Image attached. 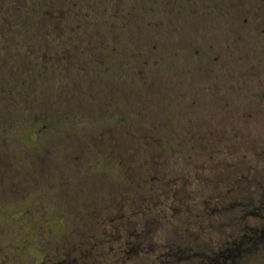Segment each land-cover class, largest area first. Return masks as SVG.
<instances>
[{"label":"rangeland","instance_id":"obj_1","mask_svg":"<svg viewBox=\"0 0 264 264\" xmlns=\"http://www.w3.org/2000/svg\"><path fill=\"white\" fill-rule=\"evenodd\" d=\"M0 86L6 155L76 180L72 167L98 161L106 188L130 173L186 192L158 235L216 250L219 217L196 214L225 170L264 175V0H0ZM29 131L36 143L22 145ZM245 250L218 264H264V247Z\"/></svg>","mask_w":264,"mask_h":264},{"label":"flooded vegetation","instance_id":"obj_2","mask_svg":"<svg viewBox=\"0 0 264 264\" xmlns=\"http://www.w3.org/2000/svg\"><path fill=\"white\" fill-rule=\"evenodd\" d=\"M24 135L28 137L18 138L22 145L36 143L35 132ZM119 164L110 161L109 173L115 176ZM99 165L76 164L73 173L81 175L76 180L66 171L51 172L47 158L24 163L0 151V264H177L192 258L196 264H218L243 255L245 249L264 247V175L225 170L222 192L209 196L204 214H196L209 223L219 217L224 230L213 250L195 239L180 240L174 229L158 235L167 212L192 202L186 192L179 190L169 198L147 191L130 173L118 179L122 188H106ZM133 180L136 190L143 191L139 198L132 193ZM41 184L47 186L37 189ZM57 197L76 201L54 207ZM44 200H49L48 206ZM49 219L56 228L45 225Z\"/></svg>","mask_w":264,"mask_h":264}]
</instances>
